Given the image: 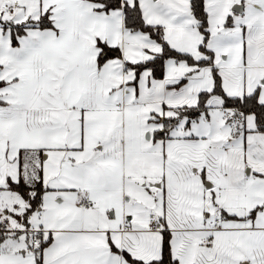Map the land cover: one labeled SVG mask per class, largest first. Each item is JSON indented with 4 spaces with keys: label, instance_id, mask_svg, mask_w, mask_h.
Instances as JSON below:
<instances>
[{
    "label": "snow or ice",
    "instance_id": "1",
    "mask_svg": "<svg viewBox=\"0 0 264 264\" xmlns=\"http://www.w3.org/2000/svg\"><path fill=\"white\" fill-rule=\"evenodd\" d=\"M0 264H264V0H0Z\"/></svg>",
    "mask_w": 264,
    "mask_h": 264
}]
</instances>
